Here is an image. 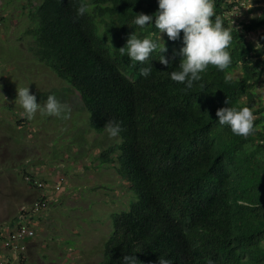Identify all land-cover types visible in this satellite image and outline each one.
I'll use <instances>...</instances> for the list:
<instances>
[{"label":"trees","instance_id":"1","mask_svg":"<svg viewBox=\"0 0 264 264\" xmlns=\"http://www.w3.org/2000/svg\"><path fill=\"white\" fill-rule=\"evenodd\" d=\"M213 4L232 35L231 63L223 71L209 65L191 89L170 79L180 70L182 30L175 41L159 40L154 23L132 24L138 13H155L157 0H39L30 12L33 53L79 93L90 128L104 132L108 121L122 128L116 171L136 200L111 216L103 258L88 264H121L123 255H135L137 264H264V103L255 94L264 77V31L257 44L246 38L264 27V7L237 29L229 13L238 0ZM81 5L87 11L78 16ZM131 34L166 51L131 61L119 50ZM227 106L253 111L247 138L219 124L216 110ZM112 153L103 150L101 160L115 164ZM38 181L41 187L27 184L48 204V179Z\"/></svg>","mask_w":264,"mask_h":264},{"label":"rangeland","instance_id":"2","mask_svg":"<svg viewBox=\"0 0 264 264\" xmlns=\"http://www.w3.org/2000/svg\"><path fill=\"white\" fill-rule=\"evenodd\" d=\"M238 2L229 18L240 29L264 5L259 0ZM38 3L0 0V235L22 219L23 207L44 196L40 189L28 186L26 171L38 180L48 179L46 190L54 189L58 195V199L47 196V208L26 220L29 234L36 238L25 252L30 262L98 263L103 258V244L114 230L111 216L128 210L136 196L116 171L120 136L93 131L79 93L33 53L34 41L27 31L32 24L30 12ZM261 31L264 27L246 38L257 44ZM22 87H29L40 104L48 95L55 96L71 110L69 118L38 111L28 120L15 100ZM255 91L264 103V77ZM105 149L113 151L115 164L101 160ZM37 216L40 219L34 220Z\"/></svg>","mask_w":264,"mask_h":264},{"label":"clouds","instance_id":"3","mask_svg":"<svg viewBox=\"0 0 264 264\" xmlns=\"http://www.w3.org/2000/svg\"><path fill=\"white\" fill-rule=\"evenodd\" d=\"M157 4L158 9L155 13L152 15L138 13L132 24L144 28L154 23L159 40H162V34H166L169 40L175 41L181 38L182 30L183 46L179 49L182 57L179 62L180 70L170 73L172 81L191 89L194 82L202 79L201 73H204L209 65L221 71L229 67L231 56L227 49L232 41V35L230 30L224 27L222 18L215 14L213 0H157ZM86 11V6L81 5L77 9V15L83 16ZM158 47L160 52L166 51L165 44L160 47L157 40L131 34L125 46L119 50L121 55L126 54L131 61L143 63ZM159 61L166 66L169 65V60L162 55ZM150 73L151 67L140 69L143 77L149 76ZM15 100L28 120L33 119L38 111L47 116L68 119L71 111L53 95H48L43 104L37 103L36 96L30 93L29 87L19 88ZM215 115L219 124L227 125L234 135L247 138L255 131L256 117L248 107H221L216 110ZM104 126L110 137H117L122 131L120 123L115 121H108ZM137 261L135 255H123L121 258V264H137ZM158 264H169V261L159 259Z\"/></svg>","mask_w":264,"mask_h":264},{"label":"built area","instance_id":"4","mask_svg":"<svg viewBox=\"0 0 264 264\" xmlns=\"http://www.w3.org/2000/svg\"><path fill=\"white\" fill-rule=\"evenodd\" d=\"M261 1L264 5V0ZM242 4V3H241ZM242 6L248 9L250 6ZM264 7V6H263ZM26 181H33L32 184L41 187L40 181L33 180L26 177ZM58 189V188H57ZM48 204L43 201H34L29 206H25L21 210L22 221L11 227L5 234L0 235V264H23L25 252L27 250L28 242L30 240V226L27 219L30 220L31 216L39 214L41 211L46 209Z\"/></svg>","mask_w":264,"mask_h":264},{"label":"crops","instance_id":"5","mask_svg":"<svg viewBox=\"0 0 264 264\" xmlns=\"http://www.w3.org/2000/svg\"><path fill=\"white\" fill-rule=\"evenodd\" d=\"M51 194H53V195H55V197L57 198L58 197V195L55 193V191H54V189L53 190H49L48 191V196H50ZM58 199V198H57ZM36 219H40V217H35L34 218V220H36ZM32 221H33V218H32ZM32 236V235H31ZM30 236V240H29V242H28V245L30 244V243H32L33 241H35V239L36 238H33V237H31ZM34 236V235H33ZM24 256V259H23V264H32L31 262H30V259L28 258V256L25 254V255H23Z\"/></svg>","mask_w":264,"mask_h":264}]
</instances>
